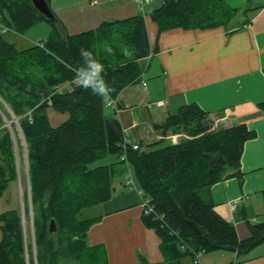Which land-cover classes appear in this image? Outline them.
I'll return each instance as SVG.
<instances>
[{"label": "trees", "instance_id": "trees-1", "mask_svg": "<svg viewBox=\"0 0 264 264\" xmlns=\"http://www.w3.org/2000/svg\"><path fill=\"white\" fill-rule=\"evenodd\" d=\"M44 1L49 5L50 0ZM0 12L5 21L0 25V197L17 177L12 137L4 127V118L11 119L8 106L18 118L27 149L37 264H107L105 251L87 243L89 229L100 218H84L82 212L110 200L116 167L126 163L141 198L152 209L150 215L142 214V223L160 241L162 264H183L194 253L219 250L240 258L264 243V223H248V237L239 240L234 226L214 211L209 192L232 177L241 182L243 147L255 136L246 125L215 127L197 104H185L153 125L161 131L160 140L133 150L123 146L125 139L132 141L117 118L119 102L112 109L114 117L108 118L103 98L72 82L87 64L88 58L80 55L84 49L103 66L101 76L111 98L138 84L155 52L147 37L145 11L75 35L65 32L54 13L52 20L41 15L31 0H0ZM238 13L239 8L225 0H163L147 15L161 33L175 28L227 29ZM43 21L51 27L43 42L17 49L4 38L2 27L5 33L22 35ZM67 83L68 88L53 94L55 87ZM258 107L264 112V102ZM49 108L68 118L52 127ZM171 135L177 142L161 147ZM108 156L114 161L92 167ZM23 207L26 218V192ZM51 220L54 233L48 231ZM0 230V264H34L32 241L18 211L0 213Z\"/></svg>", "mask_w": 264, "mask_h": 264}, {"label": "crops", "instance_id": "crops-1", "mask_svg": "<svg viewBox=\"0 0 264 264\" xmlns=\"http://www.w3.org/2000/svg\"><path fill=\"white\" fill-rule=\"evenodd\" d=\"M52 2L55 0H50L49 4ZM152 2L150 0L145 7ZM225 2L231 8H239L227 29L175 28L159 33L147 13L160 5L146 11L147 37L151 49H155L148 60L147 71L151 79L148 83L143 78L139 82L140 92L144 93L143 97L139 96L144 99L141 107H137L135 101L138 94L133 95L132 91L138 84L119 94L118 120L124 134L141 146L160 140L161 131L155 130L153 125L161 124L168 114L185 104H197L208 113L215 127L246 125L255 136L243 147L241 182L232 177L214 184L209 190L214 211L234 226L239 240H244L248 237V223H264V112L258 107L264 102V0ZM90 5L93 8L87 21L89 25L83 29H78L76 23L66 27V18L55 9L52 12L68 35L95 29L104 21L138 14L137 5L124 0H102L99 3L93 0ZM101 5L102 10H97ZM156 101L164 104L151 109L146 107L147 103ZM141 108L146 111L142 112ZM164 141L176 143L177 137L171 135ZM116 169L117 174L125 176V164ZM140 202L138 193L124 185L123 177L114 187L110 200L97 206L100 219L89 229L87 243L105 251L107 264H162L160 241L154 230L142 223ZM232 205H235L233 209ZM226 264H264V243Z\"/></svg>", "mask_w": 264, "mask_h": 264}, {"label": "rangeland", "instance_id": "rangeland-1", "mask_svg": "<svg viewBox=\"0 0 264 264\" xmlns=\"http://www.w3.org/2000/svg\"><path fill=\"white\" fill-rule=\"evenodd\" d=\"M91 1H93V0H55V3L52 2L51 4H49V7L51 8V10L55 9L56 13H60L64 18H66V25H65L66 27H67V24L73 25L76 23L80 27L78 29H83L85 27V25H87V26L89 25V24H87V21H88V17L89 18L91 17L90 16L91 10L93 8L92 5H90ZM100 1H102V0H97V3H99ZM152 1L153 2L151 3V5H149L148 7L147 6L145 7V10H144L145 13L150 7H156V6L160 5V0H152ZM127 3L128 4H135L132 2H127ZM101 8H102V5L97 10H102ZM103 8H105V7H103ZM100 15H102V13ZM0 25L1 26L5 25V21L2 17L1 12H0ZM64 29H65V27H64ZM50 34H51L50 24L48 22H45V21L35 24L34 26H32L31 28L26 30L24 32V34H22V35H17V34H14L12 32L3 33L4 38L7 41H9L10 43H14L17 49H25V48H28L34 44L39 43V42H43L49 38ZM147 66H149V61H147ZM142 78H143V81L145 83H148L149 80L151 79L150 72L146 71L143 74ZM141 89H142V87H141L140 83H138V85H136L133 90L130 89L133 91V95L138 94L135 97V101H137L136 102L137 107H139L142 104V102L144 101V99H142V98L140 99V97H139V96H141V97L144 96V93L140 92ZM144 90H145V88H144ZM132 91H130L131 94H132ZM127 92H125L124 94H126ZM147 104H151L150 109L152 108V106H154L153 103H147ZM5 109H6V112L10 115V113H9L10 108L8 106H5ZM154 109H155V107H154ZM141 110L143 112L144 109L141 108ZM145 111L146 110H144V112ZM145 115H147V114L145 113ZM47 116L49 119V123L52 127L58 126L59 124H61L62 122H64L68 118L67 114L57 113L56 111H54L51 108H49L47 110ZM104 116H106L108 118H110L112 116L114 117V113H113L112 108L105 107L104 108ZM10 117H11V115H10ZM11 119H12V117H11ZM4 120L6 121L7 119L4 118ZM122 120H125V118H123ZM7 121H9V120H7ZM126 124L127 123L125 122V125ZM19 128H20V126H19V123L17 120V122L13 123L11 125V127L8 129L10 134H11L12 141H13L17 177L15 180L8 183L6 191L0 197V212L2 213L5 211L16 210L20 213V215L22 214V217L24 220L25 232L28 235V238L33 239L34 235H33L29 216H27L25 218L24 207H23V211H22V205H23V199H22L23 193L22 192H26V198H27V204H28V186L30 188V185H29L28 173H27L26 163H25V154H24V150H23L22 141L20 139L21 136L19 133ZM167 143L168 142L163 141V143L160 146L162 147V146L166 145ZM143 145H144V147L146 146V144H143ZM112 161H114V157L108 156V157L101 159V160L97 161L96 163H94L92 165V167L98 166V165L109 164ZM123 177H124V175L122 176V174H116L113 181H112L113 186L115 187L116 185H118L123 180ZM99 215H100V209L97 206L85 209L82 212V216L84 218H96ZM252 219H253V217L249 218L250 222H252ZM250 224H252V223H250ZM231 255H232V253L230 251H227V250H219V251H214V252L200 253V261L202 262V264H207V263L208 264H221V263L226 264L227 262H229V260L231 262L234 260L236 261L238 259V258L235 259V256L233 255V257H232ZM33 260H34L33 263L36 264V258L34 256V254H33ZM184 261L189 263V264H194V257L193 258L192 257H186L184 259ZM185 262H184V264H185Z\"/></svg>", "mask_w": 264, "mask_h": 264}, {"label": "clouds", "instance_id": "clouds-1", "mask_svg": "<svg viewBox=\"0 0 264 264\" xmlns=\"http://www.w3.org/2000/svg\"><path fill=\"white\" fill-rule=\"evenodd\" d=\"M108 53L112 52L110 47H106ZM81 57H87V64L84 65L82 71L78 72V79L80 80V86L84 89H90L93 95L103 98V100L111 104V89L104 84L101 73L103 72V66L96 62L92 54L84 49L80 50Z\"/></svg>", "mask_w": 264, "mask_h": 264}, {"label": "built area", "instance_id": "built-area-1", "mask_svg": "<svg viewBox=\"0 0 264 264\" xmlns=\"http://www.w3.org/2000/svg\"><path fill=\"white\" fill-rule=\"evenodd\" d=\"M124 1H130V2L135 3L137 5V7H138V11L141 12V13L144 10V5H146V4H148L150 2L149 0H124ZM75 81L78 82L80 80L78 78H76ZM69 85H70V83L67 84V86H69ZM63 88L64 87L54 88L53 94L54 93H57V92L60 93ZM47 104L48 105L51 104L50 97H48ZM162 104H163V101H157V102H155V105H157V106H161ZM106 105L108 107L112 108V109H117V101H116L115 98L114 99L111 98V104L106 103ZM123 146L124 147L125 146H131L133 150H137L138 149V145L137 144H132L127 139L124 140ZM121 159L124 160L123 158H121ZM125 183L130 188L135 189L137 191V193L141 196L142 193H141V191L139 189H137L135 187L134 179H133L132 174H131V172H130L129 169H128V172H127L126 177H125ZM231 207L233 209L235 207V205H232ZM141 208H142V213L144 215H150V213L152 212V209H151V207L149 205V201L148 200H143L142 198H141ZM154 218H156V217L154 216ZM199 256H200V253L199 252L194 253V264H201V262L199 260Z\"/></svg>", "mask_w": 264, "mask_h": 264}, {"label": "water", "instance_id": "water-1", "mask_svg": "<svg viewBox=\"0 0 264 264\" xmlns=\"http://www.w3.org/2000/svg\"><path fill=\"white\" fill-rule=\"evenodd\" d=\"M33 6L35 7V9L41 14L43 15L45 18L47 19H54V15L52 13V11L50 10V7L48 6V4L44 1V0H31ZM12 119L10 120V124H13V123H16L17 122V118L13 115L12 111L9 112ZM4 127H7L4 123ZM9 128V127H7ZM19 133H20V136H21V141H22V145H23V150H24V154H25V163H26V169H27V149H26V144H25V140L23 138V135H22V131L21 129L19 128ZM28 173V172H27ZM28 207H29V210H28V216H29V219H30V222H31V227H32V231L34 232L33 230V213H32V203H31V195H30V188L28 186ZM21 223L22 225L24 224V220L22 218L21 220ZM55 224H54V221L51 220L50 221V224L48 226V231L50 233H54L55 232ZM33 254L34 256L36 255V251H35V243H34V237H33ZM27 258V256H26ZM37 264V263H36Z\"/></svg>", "mask_w": 264, "mask_h": 264}, {"label": "bare ground", "instance_id": "bare-ground-1", "mask_svg": "<svg viewBox=\"0 0 264 264\" xmlns=\"http://www.w3.org/2000/svg\"><path fill=\"white\" fill-rule=\"evenodd\" d=\"M4 123H5V125L7 126V127H11V124H10V120L9 121H4ZM33 213V212H32Z\"/></svg>", "mask_w": 264, "mask_h": 264}]
</instances>
